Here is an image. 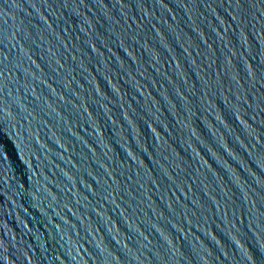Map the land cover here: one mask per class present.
Here are the masks:
<instances>
[{
    "label": "water",
    "instance_id": "1",
    "mask_svg": "<svg viewBox=\"0 0 264 264\" xmlns=\"http://www.w3.org/2000/svg\"><path fill=\"white\" fill-rule=\"evenodd\" d=\"M0 264H264V0H0Z\"/></svg>",
    "mask_w": 264,
    "mask_h": 264
}]
</instances>
